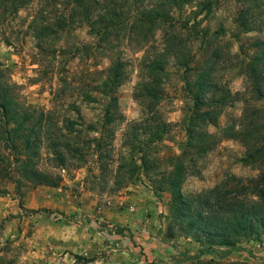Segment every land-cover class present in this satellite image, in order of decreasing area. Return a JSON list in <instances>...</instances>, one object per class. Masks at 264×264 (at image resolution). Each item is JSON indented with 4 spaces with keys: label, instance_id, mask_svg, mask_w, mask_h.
I'll return each mask as SVG.
<instances>
[{
    "label": "rangeland",
    "instance_id": "rangeland-1",
    "mask_svg": "<svg viewBox=\"0 0 264 264\" xmlns=\"http://www.w3.org/2000/svg\"><path fill=\"white\" fill-rule=\"evenodd\" d=\"M6 1L0 0V68L5 71L17 102L52 113L60 126L69 120L97 124L104 100L94 93L99 102H84L82 88L101 82L110 67L112 53H95V40L86 28L67 34L54 46L56 49L50 47L43 53L36 47L28 26L35 10L47 0H37L18 13L11 12ZM234 1L222 0L218 6L217 0H196L174 14L190 25L184 29L177 23L172 32L186 41L198 66L217 50L224 51L225 57L231 53L248 60L256 53L255 43L264 40V31L246 33L237 26L234 9L228 5ZM209 31L211 35L206 37ZM156 38L162 47V34L159 32ZM122 55L129 67L114 95L119 99L123 119L113 127L116 136L108 174L102 176L96 157L90 152L83 168L62 172L59 187L33 186L17 172L12 173L13 178L0 177V264H184L199 255V249L188 254L184 246V240H192L199 248L194 238L178 235V227L172 226L173 196L160 180V174L173 172L185 150L183 119L191 106L185 91L186 74L174 59L165 69L159 105L164 119L173 126L171 134L161 142L142 138L147 143L143 151L148 153L155 171L140 172L139 180L124 183L121 190H112L116 185L114 171L122 162L120 157L130 154L129 147L123 145L124 133L142 114L135 99L136 89L150 80L145 50L124 47ZM230 64L231 61H225L228 70H221L219 77L231 90V102L223 108L218 125L209 127L217 137L212 149L199 157L196 169L183 183L186 199L230 193L231 197L246 201L259 200L257 187L262 184L264 163L247 158L243 142L226 137L224 130L239 125L247 106H264L255 100L246 77L230 70ZM77 128L83 131L85 140L99 136L84 131L82 126ZM12 153L6 143L0 142V155H9L12 162ZM140 157L137 154V164ZM53 166L48 151L43 149L39 167L54 171ZM118 228L124 229V235L117 233ZM255 245L264 248V241L251 239L234 255L224 256L231 248H218L219 253L203 255L201 260L252 264L241 254L252 262L261 261L264 254H254Z\"/></svg>",
    "mask_w": 264,
    "mask_h": 264
},
{
    "label": "trees",
    "instance_id": "trees-1",
    "mask_svg": "<svg viewBox=\"0 0 264 264\" xmlns=\"http://www.w3.org/2000/svg\"><path fill=\"white\" fill-rule=\"evenodd\" d=\"M36 2L7 0L5 4L11 12L18 13ZM194 2L196 0H47L37 8L28 31L41 52L50 47L56 49L55 45L67 34L86 28L87 34L95 40V53H112L110 67L101 82L91 88H82V100L97 103L99 99L94 93H98L104 100L103 109L97 124L69 120L60 126L52 113L18 103L5 71L0 68V142L6 143V148L13 151L12 162L9 155H0V177L13 178L12 173L17 172L33 186L59 187L63 181L62 172L83 168L90 152L96 157L102 176L108 174L116 136L113 127L123 119L119 99L114 95L125 80L129 67L122 59L123 48L137 47V50H145L150 80L139 84L136 89L135 99L142 107V114L124 133L123 145L129 147L130 154L129 157H120L122 162L114 171L116 185L112 190H121L124 183L139 180L140 172L153 170L152 160L143 151L147 143L144 144L142 138L161 142L173 128L164 119L159 105L165 69L174 59L186 74L185 91L191 106L187 107L183 119L187 136L185 150L173 172L160 174V180L173 196L172 226L178 227V235L191 236L200 245L199 255L184 264H225L215 260L204 262L201 258L217 254V249L224 247L231 248L225 252L224 256H227L240 250L242 244L251 239L264 241V172L262 184L257 187L259 200L255 202L231 197L230 193L186 199L182 186L191 170L196 169L199 157L212 149L217 137L209 127L218 125L223 108L231 102V90L219 77L221 70H228L224 66L226 60L232 63L230 70L239 71L246 77L255 100L264 106V40L255 43L256 53L248 60L231 53L225 57L224 51L217 50L198 66L195 64L196 55L186 46V41L172 32L177 23H180L179 28L190 27L187 21L176 19L174 14ZM220 3L222 0H217L216 5H222ZM228 5L234 9V22L243 32L264 31V0H235ZM159 32L162 47L156 38ZM210 35L209 31L206 37ZM77 126L99 136L85 140L83 131L77 130ZM224 132L226 137L243 142L247 158L264 163V107L247 106L239 125H231ZM43 149L48 151L54 171L39 167ZM137 154L141 155L140 164L135 161ZM188 158L189 164L186 165ZM117 233L124 235L125 231L118 228Z\"/></svg>",
    "mask_w": 264,
    "mask_h": 264
},
{
    "label": "crops",
    "instance_id": "crops-1",
    "mask_svg": "<svg viewBox=\"0 0 264 264\" xmlns=\"http://www.w3.org/2000/svg\"><path fill=\"white\" fill-rule=\"evenodd\" d=\"M185 242H184V246L188 249V254H194V253H197V249H199L198 248V246L196 245V243L195 242H193L192 240H184ZM242 249V248H241ZM223 250H226V248H224ZM221 251V250H220ZM226 253H227V251H225ZM224 252V254H226ZM239 252V251H238ZM238 252L237 251H235V252H232V254L231 255H234V254H238ZM219 253V252H218ZM253 253L254 254H264V248L263 247H260L259 245H255L254 247H253ZM230 255V256H231ZM241 256H242V258L244 259V260H246V261H248V262H250V263H252V264H264V259H262L261 261H258V262H252V261H250L251 259H249V257L248 256H246V257H244V253H242L241 254Z\"/></svg>",
    "mask_w": 264,
    "mask_h": 264
}]
</instances>
